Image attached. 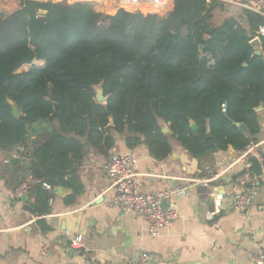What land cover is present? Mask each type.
I'll return each instance as SVG.
<instances>
[{
  "label": "trees",
  "instance_id": "1",
  "mask_svg": "<svg viewBox=\"0 0 264 264\" xmlns=\"http://www.w3.org/2000/svg\"><path fill=\"white\" fill-rule=\"evenodd\" d=\"M225 3L174 0L162 16L124 8L105 14L91 2L52 0L0 10V147L22 146L29 157L28 175L45 197V207L32 211L50 210L53 193L44 182L72 190L65 201L74 203L84 192L78 165L91 149L110 157L116 134L130 149L144 142L160 160L172 152V137L196 158L256 141L264 15L240 6L237 16L214 22ZM26 64L33 66L19 71ZM102 83L105 103L96 99ZM11 101L20 107L17 117ZM250 163L263 174L257 160ZM38 224L50 229L44 219Z\"/></svg>",
  "mask_w": 264,
  "mask_h": 264
},
{
  "label": "crops",
  "instance_id": "2",
  "mask_svg": "<svg viewBox=\"0 0 264 264\" xmlns=\"http://www.w3.org/2000/svg\"><path fill=\"white\" fill-rule=\"evenodd\" d=\"M240 1H224V9L214 11V22L237 16ZM133 2L129 7L119 1L128 9L161 13L172 10L174 4V0ZM254 43H259L258 37ZM258 113L260 131L251 138L264 145V110ZM115 138L110 153L136 156L142 191L188 188L187 196L178 202V218L153 235L135 212L110 206L114 178L104 169L107 157L92 149L78 165L84 192L75 202L65 201L72 194L65 188L62 196L53 195L48 212H34L29 207H45L39 190L34 189L27 199L11 197L28 176L29 157L22 155V146L0 147V264H130L140 251L150 254L147 264H252L249 255L264 249V171L254 204L247 210L233 209V195L240 189L236 177L250 162L243 150L228 148L196 158L172 137V152L160 160L144 142L130 149L125 136ZM40 219L49 230L42 229ZM80 234L82 246L77 251L71 240ZM42 245L48 246L47 254L41 253Z\"/></svg>",
  "mask_w": 264,
  "mask_h": 264
},
{
  "label": "built area",
  "instance_id": "3",
  "mask_svg": "<svg viewBox=\"0 0 264 264\" xmlns=\"http://www.w3.org/2000/svg\"><path fill=\"white\" fill-rule=\"evenodd\" d=\"M238 5L264 15V0H241ZM121 8L126 9V7ZM260 31L264 33V27H261ZM243 155L249 160L252 158L257 160L262 171H264V145L261 142L252 141L249 143L243 150ZM136 167L137 159L131 152L112 153L107 158L104 169L114 178V196L109 201V205L125 212H135L149 225L153 235H158L162 227L178 218V202L187 196L188 188L185 186H174L154 193L142 191ZM260 177L261 175L258 172L252 170L251 163H246L244 169L236 177V182L240 189L233 195L231 205L233 209L247 210L254 204L259 194L258 183ZM35 184L36 181L28 175L14 189L11 197L22 198L30 195L34 190ZM43 187L54 195V188L49 183L44 182ZM53 197L50 199V204L53 203ZM163 200L168 201L167 208L162 206ZM81 243V234L71 240V246L77 251L80 250ZM47 252L48 246L42 245L41 253L47 254ZM249 257L252 264H264V249L250 254ZM149 261L150 254L146 251H140L130 260V264H147Z\"/></svg>",
  "mask_w": 264,
  "mask_h": 264
},
{
  "label": "rangeland",
  "instance_id": "4",
  "mask_svg": "<svg viewBox=\"0 0 264 264\" xmlns=\"http://www.w3.org/2000/svg\"><path fill=\"white\" fill-rule=\"evenodd\" d=\"M19 1L20 0H0V10L1 11H5V12H9V11L15 10L19 6ZM39 1H46V0H39ZM53 1H55V2L66 1L68 3H75V2H78V1H80V2H91L98 11H100L102 13H105V14L106 13L111 14V13L115 12V9H113V8H117L118 9L120 7H125V6H123L122 4L119 3V0H53ZM159 1H160L159 2V4H160L162 1L161 0H159ZM163 3H164V1H163ZM126 9L128 11H140V12H143L145 14H148V13H157V14H160L161 16L162 15H165L167 12H169V11H167V12L161 13V12L152 11V10H150V11H144L141 8L128 9L127 7H126ZM218 15L220 17H222L221 15H223V14L220 13ZM215 22L216 23H219L220 21L219 22L218 21H215ZM37 64H38V62H35V65H37ZM32 66H33V64L26 65V66H24V67L21 68V71H27ZM98 87L99 86L97 85L96 86V89Z\"/></svg>",
  "mask_w": 264,
  "mask_h": 264
},
{
  "label": "water",
  "instance_id": "5",
  "mask_svg": "<svg viewBox=\"0 0 264 264\" xmlns=\"http://www.w3.org/2000/svg\"><path fill=\"white\" fill-rule=\"evenodd\" d=\"M49 1V0H47ZM80 2V1H78ZM121 8V7H120ZM118 11V9L116 10V12ZM42 13H46V11H42ZM108 14V13H106ZM114 14V13H113ZM101 25H103V23H101ZM200 49L202 50L203 49V46L201 45L200 46ZM260 53V51H256V54ZM97 86V85H96ZM96 86H95V91H96V99L98 102H107L108 100V96L104 95V91H103V83L102 84H98V88L96 89ZM11 104V107H12V113L15 117L19 116L20 113H21V110H20V107L14 102V101H11L10 102ZM264 110V106L263 105H260L259 107H257L255 109L256 112H260V111H263ZM111 123L113 122V119L111 118L110 119ZM159 125H160V128L162 130V132L164 134H171V129H170V126L166 123V121L164 120H160L159 121ZM237 125L239 126V128L243 131V132H246L247 131V127L244 123H237ZM191 128L196 130L197 129V124L195 122H192L191 123ZM29 134H27L26 136H28ZM65 192V187L63 186H58V187H55L54 188V194H57L59 196H62ZM29 195H26L23 197V199H27ZM162 206L164 208H167L168 207V201L167 200H163L162 202ZM200 264H204V263H200Z\"/></svg>",
  "mask_w": 264,
  "mask_h": 264
},
{
  "label": "bare ground",
  "instance_id": "6",
  "mask_svg": "<svg viewBox=\"0 0 264 264\" xmlns=\"http://www.w3.org/2000/svg\"><path fill=\"white\" fill-rule=\"evenodd\" d=\"M120 1V3H121V0H119ZM123 1V3H125L127 6H132L133 5V0H122Z\"/></svg>",
  "mask_w": 264,
  "mask_h": 264
}]
</instances>
